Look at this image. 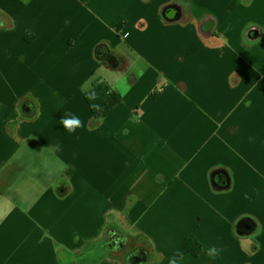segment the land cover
Returning <instances> with one entry per match:
<instances>
[{
    "label": "crops",
    "instance_id": "1",
    "mask_svg": "<svg viewBox=\"0 0 264 264\" xmlns=\"http://www.w3.org/2000/svg\"><path fill=\"white\" fill-rule=\"evenodd\" d=\"M97 86L122 104L91 128ZM188 236L223 250L184 264H264V0H0V264H172Z\"/></svg>",
    "mask_w": 264,
    "mask_h": 264
},
{
    "label": "trees",
    "instance_id": "2",
    "mask_svg": "<svg viewBox=\"0 0 264 264\" xmlns=\"http://www.w3.org/2000/svg\"><path fill=\"white\" fill-rule=\"evenodd\" d=\"M168 16L172 18L170 14ZM160 93L161 90L154 92L153 98H157ZM84 98L93 115L91 128H96L105 115L122 104V97L108 88L97 87L91 93L85 94ZM114 234L115 232L110 228L105 233L107 238H114ZM206 249L195 237L188 236L173 253L171 260L174 264H184L191 257L198 259L207 254Z\"/></svg>",
    "mask_w": 264,
    "mask_h": 264
},
{
    "label": "rangeland",
    "instance_id": "3",
    "mask_svg": "<svg viewBox=\"0 0 264 264\" xmlns=\"http://www.w3.org/2000/svg\"><path fill=\"white\" fill-rule=\"evenodd\" d=\"M105 54V53H104ZM104 54H100L99 55V57H98V60L99 61H105L106 59H107V56L108 55H106V57L105 58H103V59H101V56H103ZM97 87H100V88H108L110 91H112V92H115L116 94H118V95H120L119 93H117L116 91H114V90H112L111 88H109V87H107V86H97ZM97 87H95V88H97ZM94 88V89H95ZM93 89V90H94ZM93 90H91L90 92H88V93H91ZM88 93H86V94H88ZM85 95V94H84ZM107 231V230H106ZM106 233V232H105ZM117 237V236H116ZM118 240V239H117ZM116 240V241H117ZM137 243V241L136 240H132L131 242H130V244H131V251L130 252H134L136 249H137V247H136V244ZM102 245V247H104L105 248V250H109V251H111V253H117L123 260H127L128 259V254H126V252H122L121 251V249L114 243V239L111 237V238H107L106 237V235L104 236V238H103V240H102V243H101ZM118 245H120L119 244V242H118ZM135 247H136V249H135ZM142 247H145V245L143 244L142 245ZM128 248H130V245H129V247ZM131 256V255H130ZM128 262H129V260H127ZM126 261V262H127Z\"/></svg>",
    "mask_w": 264,
    "mask_h": 264
},
{
    "label": "clouds",
    "instance_id": "4",
    "mask_svg": "<svg viewBox=\"0 0 264 264\" xmlns=\"http://www.w3.org/2000/svg\"><path fill=\"white\" fill-rule=\"evenodd\" d=\"M126 91V89H125ZM123 95V92H121ZM59 123L64 127V129L72 134L76 131L77 128L83 127V122L78 118L73 116L72 118L61 117ZM223 249L217 246H211L206 249L207 255L213 259H215ZM174 264V262H172Z\"/></svg>",
    "mask_w": 264,
    "mask_h": 264
},
{
    "label": "water",
    "instance_id": "5",
    "mask_svg": "<svg viewBox=\"0 0 264 264\" xmlns=\"http://www.w3.org/2000/svg\"><path fill=\"white\" fill-rule=\"evenodd\" d=\"M106 53L101 56V59L106 57ZM240 230L244 233V234H248L253 230V225L249 222V221H245L241 224L240 226Z\"/></svg>",
    "mask_w": 264,
    "mask_h": 264
}]
</instances>
